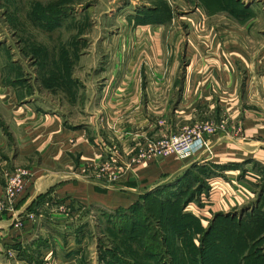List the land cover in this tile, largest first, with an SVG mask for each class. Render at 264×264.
<instances>
[{
  "label": "crops",
  "instance_id": "1",
  "mask_svg": "<svg viewBox=\"0 0 264 264\" xmlns=\"http://www.w3.org/2000/svg\"><path fill=\"white\" fill-rule=\"evenodd\" d=\"M254 24L261 28L263 21L256 18ZM260 41L257 57L264 56ZM209 58L202 55L186 67L178 108L168 121L178 123V133L204 123L219 127L207 136V150L186 160L148 156L149 141L174 131L167 127L165 108L151 106L169 104L173 94L165 85L164 64L111 65L113 76L103 85L53 84L43 95L20 62L1 61L0 264L99 262V243L118 212L191 165L216 169L206 212L235 211L248 197H258L248 214L263 215L264 190L255 188L262 176L255 168H264V65L249 82ZM151 70L163 75H142ZM114 149L121 156L117 175L105 172ZM18 170L29 177L9 201L4 188Z\"/></svg>",
  "mask_w": 264,
  "mask_h": 264
},
{
  "label": "rangeland",
  "instance_id": "2",
  "mask_svg": "<svg viewBox=\"0 0 264 264\" xmlns=\"http://www.w3.org/2000/svg\"><path fill=\"white\" fill-rule=\"evenodd\" d=\"M256 18L263 21L261 28L255 29ZM158 32L160 40L156 37ZM262 38L264 46V0H0V62L5 59L7 63L20 62L28 72L26 78L32 79L43 95L45 88L53 84L76 86L87 81L89 85H103L113 76L108 68L111 65L164 64L165 85L172 87L173 94L167 96L169 104L152 102L151 106L165 108L167 127L174 130L169 136L179 134L181 128L175 121L172 124L168 121L177 111L178 86L187 74L186 67L202 55L210 56L214 64L229 66L239 80L247 81L262 73L264 56H256V45H261ZM158 44L162 45L159 49ZM9 51L14 54L13 60ZM145 74L151 79L163 75L153 70L142 73ZM145 84L151 86V82ZM149 91L152 96L154 90ZM58 94L62 99V93ZM116 150L111 155L120 156ZM185 169L179 176L168 178L165 186H157L153 194L165 195L161 200L167 208L166 214L176 217L178 225L181 220V226L190 223L196 228L183 236L187 241L192 239L195 248L188 251L183 246L165 260L171 264H228L229 253L235 254L237 249L241 253L243 248H230L229 240L235 242V239L228 240L220 225L224 222L228 226L233 221L239 225L231 227L244 228L248 212L256 207L258 197H248L245 205L235 211L206 212L216 169L205 164ZM255 170L261 171L262 176L255 188L264 190V168L256 164ZM148 207L151 217L155 207ZM140 212L141 209L137 214ZM137 214L135 218L140 217ZM144 215L142 211L141 217ZM260 217L263 219L264 214ZM168 221L166 234L171 229ZM152 222L155 225L156 220ZM101 223L106 225L105 218ZM116 223L114 220L113 224ZM177 229L179 233L183 231ZM209 238L213 241L210 251L214 254L207 257L205 242ZM253 238L250 251L255 253L248 254L249 248L246 249L241 254L244 264L252 257L264 256V225L259 226V233ZM217 259L222 262L218 263ZM135 262L140 264L137 258Z\"/></svg>",
  "mask_w": 264,
  "mask_h": 264
},
{
  "label": "trees",
  "instance_id": "3",
  "mask_svg": "<svg viewBox=\"0 0 264 264\" xmlns=\"http://www.w3.org/2000/svg\"><path fill=\"white\" fill-rule=\"evenodd\" d=\"M164 196H156L153 192L148 195H141L128 209L118 212V216L115 217L117 223L113 224V220L111 229L104 231L105 240L103 239L104 241L99 243L101 253L99 255V262H105V264H134L137 258L140 264H171L165 260L166 256L171 258V255L176 254L183 246L188 247L186 248L188 251L195 248L192 239H188L187 241L183 236L186 232H192L196 228L192 227L190 223L181 226V220L180 225H178L176 217L168 216L166 214L167 208L161 200ZM157 204L158 206H156ZM150 205L156 206L154 210L156 214L153 213L151 217L150 208L148 207ZM140 209L141 212L137 214ZM142 211L145 214L144 217H141ZM136 214L137 216L140 215V217L135 218ZM248 216V221L244 224V228L231 227V225H239V223L235 225L233 221L231 224L227 223L226 225L229 224L228 226H225L224 222L220 225L224 227L223 231L226 233L228 240L230 238L235 239L236 243L229 240L230 248H243L241 253L238 249L235 251V254L231 253L233 251L229 253L228 264H238V262L244 264V262H241V254L248 248V254L255 253V250L253 252L250 251L251 247H253L251 241H255L253 237L259 233V226L264 225V218L262 219L258 214ZM153 219L156 220L155 225H153ZM167 220H170L168 222L171 224V229L166 234ZM153 227L156 229L151 231L150 228ZM177 228H183V231L179 233L177 232ZM226 229L229 230L225 231ZM212 242L210 238L205 242L206 252H209L207 257L214 254L210 251L214 246L210 244ZM102 254H105V256ZM144 257L146 261L143 259ZM217 262L220 263L222 261L218 260ZM263 262L264 256L261 255L256 258H250L247 264H263Z\"/></svg>",
  "mask_w": 264,
  "mask_h": 264
},
{
  "label": "built area",
  "instance_id": "4",
  "mask_svg": "<svg viewBox=\"0 0 264 264\" xmlns=\"http://www.w3.org/2000/svg\"><path fill=\"white\" fill-rule=\"evenodd\" d=\"M218 129L219 127L212 123L196 125L185 129L179 134L163 137L157 142L150 141L149 153L152 156L160 158L174 157L179 160H186L189 157L206 151L208 148L207 136L216 133ZM120 161L121 157L113 154L110 164L105 168V172L108 171L113 175H117L122 169L119 165ZM137 162L138 160L131 159L130 163ZM27 177H29V174L26 170H18L8 177L4 188L7 200L12 201L22 193Z\"/></svg>",
  "mask_w": 264,
  "mask_h": 264
}]
</instances>
